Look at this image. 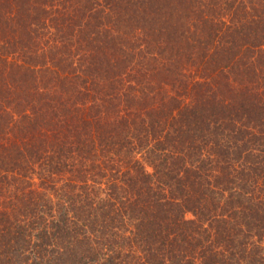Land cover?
<instances>
[{
    "label": "trees",
    "instance_id": "16d2710c",
    "mask_svg": "<svg viewBox=\"0 0 264 264\" xmlns=\"http://www.w3.org/2000/svg\"><path fill=\"white\" fill-rule=\"evenodd\" d=\"M0 264H264V0H0Z\"/></svg>",
    "mask_w": 264,
    "mask_h": 264
}]
</instances>
